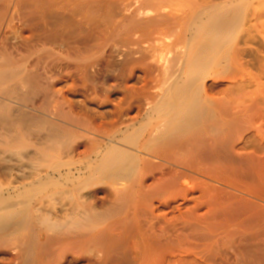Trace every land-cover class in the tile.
<instances>
[{
    "label": "bare ground",
    "instance_id": "1",
    "mask_svg": "<svg viewBox=\"0 0 264 264\" xmlns=\"http://www.w3.org/2000/svg\"><path fill=\"white\" fill-rule=\"evenodd\" d=\"M7 1L0 264H264V144L237 148L242 110L205 88L250 62L232 49L253 0H12L45 37L31 48L2 28Z\"/></svg>",
    "mask_w": 264,
    "mask_h": 264
},
{
    "label": "rangeland",
    "instance_id": "2",
    "mask_svg": "<svg viewBox=\"0 0 264 264\" xmlns=\"http://www.w3.org/2000/svg\"><path fill=\"white\" fill-rule=\"evenodd\" d=\"M2 2H4V0H0V5H2ZM5 2H8L9 3V1H7V0H5ZM10 2H11V4H10V6L7 8V14H6V16H7V20L6 19H4V21L2 22V28L3 29H5V27H6V30L9 32V29H10V31L12 32L13 31V33H11L10 32V35H12V37L11 36H9V33H8V36H9V39L10 40H14L15 41V38L14 37H16L17 39L18 38H20V40H22V39H24V41H26V47H32V46H34V44H33V42H37V41H43L44 40V38L45 37H43L42 36V34H41V32L40 31H37V30H34V28H33V26L32 25H30V24H28V23H26L25 21H21V20H16L14 17L12 18V15H13V11H12V7H13V5H12V0H10ZM12 12V13H11ZM250 13H251V15H250ZM249 15L248 16H250L249 17V20H250V23H249V25H250V28H249V30L248 31H250V33H248V31H246V29H248V26L246 27V29H245V25H243V23L241 22V24L239 23V25H238V27H237V34L235 35V38L236 39H234L233 40V42L235 43V44H233V46H234V48H233V46H232V52L235 50L236 52H233L232 54L234 55V56H237V57H245V56H247V57H245V59H246V61L248 60V61H252L251 63L249 62V63H247L246 61H243L244 60V58L242 59L241 58V60H242V64H246L247 63V65H243V67L245 66V68L243 69V67H242V71H241V69H240V71H238V69H236V67H238V66H236V65H232V63L231 64H229L228 65V68H227V70L225 71V76L223 75V77L221 76V74H224V72L223 73H221L220 74V76H218L220 79H221V83L219 82L218 83V80L217 81H213V80H211V78H209V79H207L208 80V82L206 83L205 82V88L207 89V87H208V89H207V91H208V94H209V90L210 89H214V90H216L215 92H214V90L212 89V90H210V92L212 93V96L211 95H208V97L209 96H211V97H209L211 100H212V98L213 97H215V98H213V101L215 102V100L214 99H216V102L217 101H221V102H219L220 104H224L225 102H228V103H231L233 106H235V105H237V107H239V110L241 109L242 110V116H244V117H242L243 119V122H244V124H246L247 126H248V128H247V131H245V132H242L241 134H240V140L238 141V143H237V148L238 147H242L241 148V150L243 149V147L245 148V147H247L248 148V150H249V147H251L250 148V151H247L246 149L247 148H245V152H256L257 151V149H259V146L260 145H262V144H264V138H262V137H264V0H253V9L248 13ZM11 16V17H10ZM11 18V19H10ZM14 19V20H13ZM11 21H13V22H11ZM16 21V22H15ZM21 21V22H20ZM20 22V23H19ZM31 26H32V28H31ZM10 27V28H9ZM17 27V28H16ZM243 27V28H242ZM49 29V31H50V28H48ZM17 30V31H16ZM20 30V31H19ZM252 30V31H251ZM35 32V33H33V32ZM39 33H40V35H39ZM249 34V36H247V34ZM35 34V35H34ZM40 36V37H39ZM42 36V37H41ZM241 36V37H240ZM28 37V38H27ZM32 37V38H31ZM33 37L35 38V39H33ZM12 38V39H11ZM40 38V39H39ZM42 39V40H41ZM12 40V41H13ZM19 40V39H18ZM34 40V41H33ZM28 41V42H27ZM29 41H30V43H31V45L32 46H30L28 43H29ZM36 44V43H35ZM245 44V45H244ZM29 45V46H28ZM240 45H242V46H240ZM247 45V46H246ZM43 46V45H42ZM41 46V47H42ZM45 47H40V48H38V50H37V52H36V54L34 55V57H37V56H42V54L44 55H52V57L53 58H56V55H57V57L60 55L57 51H54L55 49H53L54 47H52V46H46V45H44ZM245 46V47H244ZM238 47V48H237ZM240 47V48H239ZM43 48H44V50H43ZM46 48H48L49 50H47ZM51 48V49H50ZM41 49H42V51H41ZM53 49V50H52ZM243 49V50H242ZM245 49V50H244ZM241 50L243 51V52H241ZM46 51H48V53H49V51H50V53L48 54V53H44V52H46ZM53 53V54H52ZM55 53V54H54ZM247 53V54H246ZM242 54H244L243 56H242ZM241 55V56H240ZM60 57H63V58H65V56L62 54ZM258 57V58H257ZM248 58V59H247ZM254 60V61H253ZM260 60V61H259ZM263 60V61H262ZM258 61V62H257ZM246 62V63H245ZM250 64V65H249ZM236 66V67H235ZM248 66H250V67H248ZM231 67H233L234 68V72L236 73V74H238V76L240 77V76H242V77H240V79H237V80H235V78H239L237 75H235V73H231V72H233V69L231 68ZM247 67V68H246ZM230 68V69H229ZM239 68V67H238ZM246 69V70H245ZM251 73V74H250ZM229 74H230V77L231 78H228V79H232V80H230V82H229V80L226 78V76L228 77L229 76ZM233 74V76H231ZM242 74V75H241ZM244 74V75H243ZM255 74V75H254ZM219 75V74H218ZM246 75V76H245ZM235 76V78H233ZM237 76V77H236ZM262 76V77H261ZM224 78V79H223ZM250 78V79H249ZM253 78H255L254 80H253ZM223 79V80H222ZM235 80V81H234ZM248 80V81H247ZM225 81H228V82H225ZM237 81V82H236ZM247 82V84H245L244 82ZM257 81H261L260 82V84L257 82ZM214 82V84L212 85V83ZM225 82V83H224ZM254 82H256V84L257 85H262L261 86V88L259 87H256L257 85H255V83ZM218 84V85H217ZM224 84V85H223ZM229 84V85H228ZM251 84V85H250ZM252 84L254 85V86H252ZM61 85V86H60ZM65 85H70V83H67V84H65V82H63V84L62 83H60V84H57V86L55 87V89L56 90H58V88H59V90L60 89H64L65 87ZM210 85V86H209ZM222 85V86H221ZM247 85V86H246ZM219 86V87H218ZM224 86H226V87H224ZM236 86H239V87H236ZM247 88H246V87ZM61 87V88H60ZM209 87H211V88H209ZM216 87V88H215ZM229 87V88H228ZM230 87H233V88H231V89H233V91L235 92L236 91V93L235 94H233V93H230L231 91L229 90L230 89ZM236 87V89H234ZM240 87H243V88H241L240 89ZM248 87L250 88V89H248ZM244 88H246V89H244ZM217 89H219V90H217ZM226 89H228L227 91H225ZM238 89H240L241 91L239 92L238 91ZM259 89V90H258ZM64 90H66V88L64 89ZM261 90V91H260ZM229 91V92H228ZM243 91V92H242ZM260 91V92H259ZM263 91V92H262ZM228 92V93H227ZM210 93V94H211ZM218 93H220V95H221V93H222V96H218ZM223 93H227V94H223ZM243 93V94H242ZM245 93V94H244ZM249 93V94H248ZM252 93H254V95L252 94ZM256 93L258 94V95H256ZM260 93V94H259ZM215 94H216V96H215ZM229 94V95H228ZM251 94V95H250ZM70 97H69V96ZM250 95V96H249ZM67 96H68V99H70L69 101H72V102H74L73 101V99L75 100V98H76V100L77 99H79V100H77V101H80L81 100V98L80 97H78V96H73V95H70V94H66V98H67ZM247 96H249V97H247ZM253 98H252V97ZM254 96H256V98H257V100H256V98L254 99ZM258 96V97H257ZM75 97V98H74ZM234 97H236L234 100H233V102H232V99L234 98ZM238 97V98H237ZM241 97V98H240ZM220 98V99H219ZM67 99V100H68ZM237 99V100H236ZM240 99V100H239ZM250 99H251V101H250ZM236 100V101H235ZM247 100H249L248 102H247ZM235 101V102H234ZM76 102V101H75ZM216 102H215V104H216ZM244 102V103H243ZM246 103V104H245ZM248 103V104H247ZM254 105V106H252V104ZM246 105V106H244V105ZM249 104H251V106L249 105ZM241 105H243V106H241ZM247 105H249V106H247ZM256 106H258V107H256ZM241 107V108H240ZM242 107H243V109H242ZM251 107V109H249ZM255 107V108H254ZM246 108V109H245ZM240 110V111H241ZM253 113V114H252ZM246 116V117H245ZM249 117H252V118H249ZM245 119H247V120H245ZM251 119V120H250ZM248 121V122H247ZM253 122V124H254V126H252L253 124H251L252 122ZM247 122V123H246ZM251 122V123H250ZM251 129H250V128ZM254 127V128H253ZM252 136V137H251ZM242 137L244 138V137H250V138H248L249 140L250 139H252L253 141H257L256 143L255 142H253V141H248L246 138H245V140L246 141H248V143H246V145H250V146H245V144H244V140L242 139ZM260 137H261V139H260ZM254 139H256V140H254ZM258 139H260V141L258 140ZM242 141H244V142H242ZM250 142H252V143H250ZM260 142V143H259ZM243 143V144H242ZM255 143V144H254ZM252 144V145H251ZM256 144H258V145H256ZM242 145V146H241ZM254 147V149H253V147ZM258 147V148H257ZM257 148V149H256ZM260 148H262V146H260ZM240 149V148H239ZM261 149H259L258 151H259V153L262 155V154H264V146H263V148H262V150L260 151ZM243 151V150H242ZM258 151L256 152V153H258ZM258 153V154H259ZM264 156V155H263ZM190 182L191 181H187L185 184L187 185V187L188 186H190V185H192V184H190ZM193 182V181H192ZM198 183V182H197ZM190 184V185H189ZM195 184V188H197L196 186H198L199 185V183H198V185L196 184V182L194 183ZM194 184H193V186H194ZM200 186H201V184H200ZM199 186V187H200ZM197 188V189H193V187L192 186H190V187H188V188H192L193 190H194V192H195V194H194V196H190V198L192 197H195V195H197V197L199 196V191H197V190H200L201 189V187L200 188ZM197 197H195V198H197ZM195 205V203H192V204H189V205ZM191 206H189V207H191ZM200 209H202L203 211H205V209L204 208H199V212H198V214L199 213H201V212H203L202 210L200 211ZM205 212H203V214H204ZM202 214V213H201ZM187 222H188V224L190 223L191 224V222H192V220L190 219V220H188L187 219ZM189 230V229H188ZM191 232V233H190ZM190 232L188 231L187 232V241L188 242H192L193 241V234H192V231L190 230ZM190 233V234H189ZM189 235H190V238H189ZM248 237V238H247ZM249 237L250 236H246V237H244V238H246V239H244V240H249ZM192 238V240H190ZM189 239V240H188ZM204 248V247H203ZM206 248V247H205ZM225 249H227V248H225ZM224 250V249H223ZM225 251V250H224ZM230 252L232 253V250H230ZM209 253V252H208ZM221 253H223V254H221ZM220 254L223 256L224 255V252H221ZM176 254V255H175ZM173 255H175V256H172V255H165V257L162 259V264H171L172 262H174L173 264H176L175 262H177L176 261V259L178 260V262L179 261H181V260H179L178 258L179 257H182V258H184V259H182V261H184L185 260V257H186V259H187V261H185V262H187L188 264L190 263L189 262V260L190 259H192L193 257V261L195 260V262H193L192 260H191V263L190 264H202V261H203V264H206V262H208L206 259H205V255H206V253H205V255H204V253L202 254L203 256V258H201V257H198V256H193L192 255V257H191V255H190V258H189V256H188V254H186V256L184 257L183 255H181V254H178V253H174ZM179 255V256H178ZM168 256H169V258H168ZM200 256V255H199ZM188 257V258H187ZM197 257V258H196ZM196 258V259H195ZM199 258H201V259H199ZM167 259H169V260H171V263H170V261H169V263L168 262H166L167 261ZM189 259V260H188ZM205 259V260H204ZM173 260V261H172ZM198 260H200V261H198ZM181 261V263L179 262H177L178 264H187V263H185V262H182ZM204 261H205V263H204ZM211 261H213V260H211ZM193 262V263H192ZM198 262V263H197ZM210 262V261H209ZM217 262V264H227L226 263V261L224 262V260L223 261H213V262H211L210 264H212V263H216ZM219 262V263H218ZM222 262V263H221ZM208 264V263H207Z\"/></svg>",
    "mask_w": 264,
    "mask_h": 264
}]
</instances>
